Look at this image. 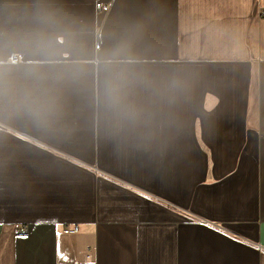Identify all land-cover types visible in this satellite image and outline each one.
Segmentation results:
<instances>
[{
  "label": "crops",
  "instance_id": "crops-1",
  "mask_svg": "<svg viewBox=\"0 0 264 264\" xmlns=\"http://www.w3.org/2000/svg\"><path fill=\"white\" fill-rule=\"evenodd\" d=\"M263 13L264 0H0V68L50 53V70H79L54 124L0 111V264H264ZM116 50L132 122L102 104L99 62Z\"/></svg>",
  "mask_w": 264,
  "mask_h": 264
},
{
  "label": "clouds",
  "instance_id": "clouds-1",
  "mask_svg": "<svg viewBox=\"0 0 264 264\" xmlns=\"http://www.w3.org/2000/svg\"><path fill=\"white\" fill-rule=\"evenodd\" d=\"M51 55L46 53L42 59L30 60L13 72L0 68V111H11L37 126H50L57 121L63 109L59 86L66 78H74L79 70H50L59 63ZM99 63L103 107L118 123L135 121L140 110L130 97L136 81L120 51H113Z\"/></svg>",
  "mask_w": 264,
  "mask_h": 264
},
{
  "label": "built area",
  "instance_id": "built-area-1",
  "mask_svg": "<svg viewBox=\"0 0 264 264\" xmlns=\"http://www.w3.org/2000/svg\"><path fill=\"white\" fill-rule=\"evenodd\" d=\"M98 9L101 8V5L100 4H97L96 5ZM263 16H264V13H263ZM99 45L96 44V48H98ZM14 60H17L19 57L17 55H14L12 57ZM78 231V226L77 225H74V226H70V227H65L63 229V232L65 234H71V233H76ZM16 234L17 236H20V237H27L28 236V230L25 226L19 228L17 231H16Z\"/></svg>",
  "mask_w": 264,
  "mask_h": 264
},
{
  "label": "rangeland",
  "instance_id": "rangeland-1",
  "mask_svg": "<svg viewBox=\"0 0 264 264\" xmlns=\"http://www.w3.org/2000/svg\"><path fill=\"white\" fill-rule=\"evenodd\" d=\"M99 45V44H98ZM19 58H20V56H19Z\"/></svg>",
  "mask_w": 264,
  "mask_h": 264
}]
</instances>
